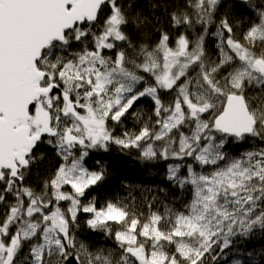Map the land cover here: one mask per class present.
Returning <instances> with one entry per match:
<instances>
[{
  "label": "snow or ice",
  "instance_id": "1",
  "mask_svg": "<svg viewBox=\"0 0 264 264\" xmlns=\"http://www.w3.org/2000/svg\"><path fill=\"white\" fill-rule=\"evenodd\" d=\"M237 3L0 0V264H264V0ZM111 146L175 194L98 203L88 158Z\"/></svg>",
  "mask_w": 264,
  "mask_h": 264
},
{
  "label": "trees",
  "instance_id": "2",
  "mask_svg": "<svg viewBox=\"0 0 264 264\" xmlns=\"http://www.w3.org/2000/svg\"><path fill=\"white\" fill-rule=\"evenodd\" d=\"M136 8L139 11L144 12L145 15L151 13V9L148 7V0H135ZM231 6L232 14L230 20L235 22L237 19L246 18L250 15L249 10L242 7L237 3V0H223V6L220 8L219 15L222 16ZM156 17L159 18L160 25L167 27L168 22L165 16L162 14V10H157L155 17L149 16L152 20V24L156 25ZM159 26V25H158ZM215 29L213 28L212 31ZM216 38L209 35L207 37V47L210 52H215ZM137 109H143L147 111L151 107V102L147 99H143L135 106ZM127 127L131 128L133 121L128 118L125 121ZM41 151H44L48 159L36 165L33 169L30 183L38 185L39 180L47 174V170L56 166V159L52 155L50 149L47 146H43ZM236 150H239L238 148ZM99 162V164L97 163ZM88 166L90 168H100L105 170V179L102 183L95 186L90 190V197L95 196L98 203H103L106 200H113L117 197L123 198L128 196L135 197V204L138 208L143 209L149 202L152 196L162 195L159 192L161 188H167L170 196L175 194V191L171 189L168 182L164 179V165L151 166L144 163L139 159L135 150L130 152H121L116 146H111L110 149L105 152L103 150L93 151L88 158ZM87 214L81 216L83 221ZM83 227V225H82ZM81 237L94 246H112V241L104 237L102 234L92 233L88 231H82ZM259 238L257 242L247 243L242 245L241 250L247 248L253 250L260 246ZM242 258L239 255H232L228 264H231V259ZM74 264V262H70Z\"/></svg>",
  "mask_w": 264,
  "mask_h": 264
}]
</instances>
